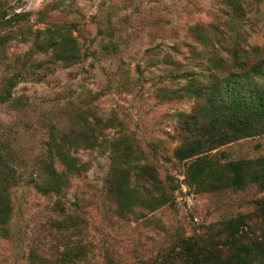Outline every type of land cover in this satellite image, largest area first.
Segmentation results:
<instances>
[{
	"label": "rangeland",
	"instance_id": "obj_1",
	"mask_svg": "<svg viewBox=\"0 0 264 264\" xmlns=\"http://www.w3.org/2000/svg\"><path fill=\"white\" fill-rule=\"evenodd\" d=\"M234 50L254 70L232 68ZM227 83L264 101V0H0V155L17 176L0 264H189L184 240L203 264H234L264 232V188L245 167L264 157V120L237 136L215 127L229 136L214 145L211 126L183 129L210 120L216 87L226 105ZM62 134L82 170L44 195L30 181L49 161L62 170L49 144ZM188 141L206 176L176 156ZM240 264H264V248Z\"/></svg>",
	"mask_w": 264,
	"mask_h": 264
},
{
	"label": "trees",
	"instance_id": "obj_2",
	"mask_svg": "<svg viewBox=\"0 0 264 264\" xmlns=\"http://www.w3.org/2000/svg\"><path fill=\"white\" fill-rule=\"evenodd\" d=\"M59 53H63L62 49H57ZM232 68H235L237 72L242 71L244 74L247 72H251V69L254 70L255 65L250 64V60L244 58L240 53L234 50L232 53ZM64 60L65 57H63ZM69 58H72L69 55ZM68 59V57H67ZM254 66V67H253ZM246 71V72H245ZM255 72V71H253ZM182 77H186L188 79V85L186 87L181 88L180 90H184L186 94L191 96V70L187 69L183 72ZM235 75H228L227 78L224 79H234ZM208 79H218L215 74H210ZM10 88L6 92V99H2L3 102L10 101L11 91ZM225 88V87H224ZM227 93L230 91L231 93L229 97L230 100L227 101L226 105H224L225 94L221 88H215L213 92H210L209 95V114L210 120L203 124L202 126L196 125L191 126L189 121H185L183 124V129L186 133H196L198 131H202L205 126H211L213 131H216L213 137L210 139V144H219L229 136L228 134H224L223 132L217 131L215 127L220 128L222 125L230 129L233 134L232 136L246 134L250 128V125L255 122H259L264 120V101L261 97L259 99H255L250 96L248 98L241 95L235 89L234 85L230 83L226 84ZM225 89V92H226ZM191 119V118H190ZM51 149L54 150L55 155L58 158L59 163L62 166V170L57 172L55 167L53 166L52 161H49L45 166L46 177L38 182L36 180H31L30 182L33 184V187L40 192L41 194L47 195L50 193H54L57 196L62 195L63 190L67 186V183L71 176L78 175L81 173L83 164L79 162V159L72 155V151L78 149V141L74 138L66 139L65 135H61L60 138L51 137L49 142ZM200 142L197 141L193 145H191V141L181 144L175 154L179 159H184L189 161L188 163V173L189 178L191 179V168L193 169V176L195 179H198L202 176H206V172L210 170V161L206 157L207 152L198 153L200 150ZM130 149V147L125 148ZM117 152V149H113V153ZM194 157V161L191 163V158ZM242 162L234 164V177L232 183L235 185H239L242 181L243 175L242 172L244 167L242 166ZM250 164H254L257 167V171L253 172V179L264 188V157L258 158L253 163H246L245 167L248 168ZM208 174V173H207ZM17 176L15 175V171L5 165L0 155V233L3 236H6L9 231V226L13 213V206L10 198V189L16 184ZM238 223V219L235 221V224ZM231 229L230 234L235 236L238 232V225H230ZM255 248H264V232L259 238L258 241L252 243ZM251 247L247 245L238 247V254L234 264H240L242 261H246L248 256L250 255ZM182 252L181 254L184 256L186 261L189 264H203L204 260L200 257L202 254L200 253V249L191 244L190 240H184L181 245ZM209 252L212 253L211 250Z\"/></svg>",
	"mask_w": 264,
	"mask_h": 264
}]
</instances>
